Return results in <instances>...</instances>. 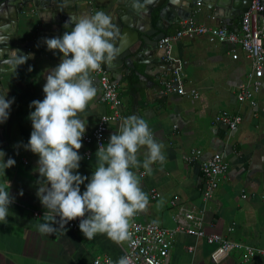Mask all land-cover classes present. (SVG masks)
<instances>
[{
	"label": "crops",
	"instance_id": "1",
	"mask_svg": "<svg viewBox=\"0 0 264 264\" xmlns=\"http://www.w3.org/2000/svg\"><path fill=\"white\" fill-rule=\"evenodd\" d=\"M87 1L93 0L82 4L86 5ZM93 3L95 13L100 6ZM7 7L4 9L5 37L2 40L9 39V33L15 27L7 21ZM103 11L112 17L121 33L124 7H106ZM81 13L88 12L79 10ZM51 15L44 10H31L20 15L19 41L22 45H33L28 54L30 59L16 73L0 68V94H7L8 100H14L8 120L0 124V151L6 153L5 162L8 158L16 161L15 166L5 170V175L0 170V183L7 179L11 185L10 193L15 198L7 223L0 222V264H91L94 259L105 257L117 262L125 255L126 241L117 243L103 234L87 240L79 227L74 230L68 224L66 232L61 230L54 234H42L37 228L45 222L43 216L47 210L37 197L39 157L25 146L33 131L29 116L34 109L30 104L44 99L47 72L57 67L62 59V53L48 50L45 43L46 38L60 37L51 32ZM213 16L218 15L208 7L196 5L191 10L187 0H176L167 13L164 26L169 27L167 35H171L180 28L181 22L193 18L198 24L240 32L243 15L225 17L222 14L217 20H213ZM176 20L180 22L170 23ZM125 36L129 38L131 34ZM174 55L185 61L186 88L197 89L199 99L162 93L163 82L171 79L173 68L156 46L139 53L140 63L132 62L135 68L131 74L124 72L120 84L116 83L123 99V114L145 119L156 139L164 144L166 156L163 165L154 164L152 174L141 179L150 203L136 215V220L154 222L166 229H176L180 224L194 227L185 218L187 213H194L202 216L207 235L217 234L234 242L264 248V88L257 97L256 107L238 99L239 86L247 81L252 61L239 45L212 43L207 36L179 40ZM234 55L238 57L234 58ZM113 63L102 67L114 81L110 70ZM90 75L97 95L79 114L87 126L85 134H91L99 118L111 112L102 101L99 77L96 72ZM223 111L242 116L243 121L236 131L231 132L215 121ZM117 131V125H113L112 134ZM82 144L79 154L83 159L78 172L90 179L96 167L98 149L95 144L83 140ZM192 149L202 150L203 159L216 153L223 154L229 163L227 176L221 180L209 202L203 201L200 165L187 164L184 160ZM145 151L141 149V161ZM85 190L86 184L81 185V192ZM153 190L160 195L158 199L152 198ZM172 241L168 264H218L211 256L216 246L208 244L205 237L179 233ZM219 264H264V258L244 263L240 253H233Z\"/></svg>",
	"mask_w": 264,
	"mask_h": 264
},
{
	"label": "clouds",
	"instance_id": "2",
	"mask_svg": "<svg viewBox=\"0 0 264 264\" xmlns=\"http://www.w3.org/2000/svg\"><path fill=\"white\" fill-rule=\"evenodd\" d=\"M64 27H71V31L45 39L48 50H58L62 59L47 72L44 99L30 104L34 109L29 116L33 131L25 147L39 157L37 197L47 210L45 222L37 228L42 234L66 232L69 222L80 219L79 228L87 240L103 234L117 243L129 241L134 217L150 203L141 179L152 174L154 164L166 162L164 144L156 139L145 119L128 116L119 131L110 135L107 145H99L91 178L79 174L83 159L79 153L87 130L79 114L97 95L90 74L119 57L122 34L104 11L70 12ZM8 41L0 40L6 45L0 47V68L7 66L3 70L16 73L30 56L10 49ZM13 103L7 94H0V124L8 120ZM141 149H146L142 161ZM5 155L0 151V170L4 175L16 163L12 158L5 162ZM140 168L144 171L138 173ZM85 184L86 190L81 192V185ZM10 188L7 179L0 183V222L7 223L10 206L15 202ZM116 264L133 261L125 255Z\"/></svg>",
	"mask_w": 264,
	"mask_h": 264
},
{
	"label": "built area",
	"instance_id": "3",
	"mask_svg": "<svg viewBox=\"0 0 264 264\" xmlns=\"http://www.w3.org/2000/svg\"><path fill=\"white\" fill-rule=\"evenodd\" d=\"M213 20H217L213 16ZM197 36H207L212 43L237 44L252 61V69L247 75V81L239 86L238 99L241 103H249L252 107L257 106V97L264 88V3L263 0H252L251 6L242 16L240 32H230L224 27H209L198 24L193 18L181 22L180 28L171 35L163 37L158 48L163 53L164 60L172 68V77L163 82L164 95L177 94L179 96L197 100L200 93L195 88H186L184 80L185 61L174 55L175 44L183 38H194ZM237 58V55L233 56ZM99 77L102 89V101L110 109V114L102 115L97 123V127L91 134H85L83 141L87 144H95L97 149L100 144L106 145L112 134V126L120 124L126 116L122 112L123 99L120 95L119 87L111 76L101 67L95 71ZM218 124L226 127L229 131H236L241 125L243 118L239 114H232L228 111L220 113L215 120ZM117 131V132H118ZM90 153L88 154L89 157ZM187 164L200 165L203 181V201L209 202L220 182L229 172V163L224 155L216 153L207 159H203V152L200 149H192L184 156ZM144 177V176H143ZM142 177V178H143ZM152 198L158 199L160 195L156 191H151ZM246 198V196H244ZM133 219L134 226L131 229L132 237L127 242L125 255L132 258L133 264H168L170 251L173 247V237L179 233H186L199 238H206L208 244L216 246L212 253L215 263H221L233 253H240L244 263H248L255 258H264V248H256L242 243L234 242L217 234L207 235L203 229L202 216L194 213H187L185 218L194 224L189 227L180 224L176 229H166L154 222L142 223ZM80 224V219L68 223L69 227L76 230ZM124 255V256H125ZM91 264H116L112 259L96 258Z\"/></svg>",
	"mask_w": 264,
	"mask_h": 264
},
{
	"label": "water",
	"instance_id": "4",
	"mask_svg": "<svg viewBox=\"0 0 264 264\" xmlns=\"http://www.w3.org/2000/svg\"><path fill=\"white\" fill-rule=\"evenodd\" d=\"M84 1L86 0H0V40L5 37L3 34V30H5L4 9L7 6H9L7 7L9 20L7 21L9 24H15L14 31L9 33L8 47L13 50L18 49L25 55L29 54L33 45L31 43L22 45L19 41V18L23 13L26 14L31 10L50 12L52 14L49 22L51 32L52 34L57 33V36L61 37L68 31L64 25L69 19V13L79 14V10L94 13L92 11L93 1L96 3L95 5L99 4L98 6H100L98 11H103L106 7H124V17L121 19L124 25L121 32L123 42L120 44L122 51L110 68L115 83L120 84L121 74L124 72L131 74L130 71L135 68L132 62L140 63L139 53L152 50L155 46L158 47L159 41L167 35L169 27L164 26V22L169 9L176 2V0H93L87 1L88 3L83 5ZM187 3L191 10L196 5L208 7L218 15L217 19H221L222 14L225 17L243 15L250 8L252 0H187ZM125 17L127 18L125 19ZM178 22L180 20L170 23ZM128 33L131 36L126 38L125 35ZM5 46L0 44V47ZM22 66L24 67V65ZM3 68L5 67L3 66Z\"/></svg>",
	"mask_w": 264,
	"mask_h": 264
},
{
	"label": "bare ground",
	"instance_id": "5",
	"mask_svg": "<svg viewBox=\"0 0 264 264\" xmlns=\"http://www.w3.org/2000/svg\"><path fill=\"white\" fill-rule=\"evenodd\" d=\"M103 68V67H102ZM104 69V68H103ZM105 70V69H104ZM106 71V70H105Z\"/></svg>",
	"mask_w": 264,
	"mask_h": 264
}]
</instances>
